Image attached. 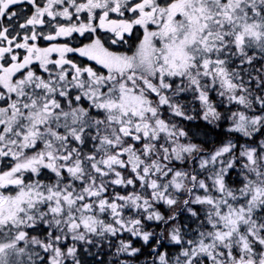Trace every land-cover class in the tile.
<instances>
[{
  "label": "snow or ice",
  "instance_id": "obj_1",
  "mask_svg": "<svg viewBox=\"0 0 264 264\" xmlns=\"http://www.w3.org/2000/svg\"><path fill=\"white\" fill-rule=\"evenodd\" d=\"M0 264H264V0H0Z\"/></svg>",
  "mask_w": 264,
  "mask_h": 264
}]
</instances>
